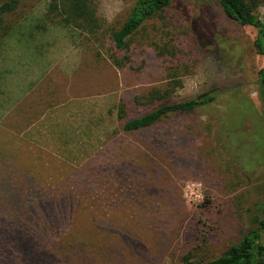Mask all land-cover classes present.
Segmentation results:
<instances>
[{"label":"rangeland","instance_id":"374dc122","mask_svg":"<svg viewBox=\"0 0 264 264\" xmlns=\"http://www.w3.org/2000/svg\"><path fill=\"white\" fill-rule=\"evenodd\" d=\"M51 1L25 0L4 16V61L23 52L33 60L34 51L50 61L79 58L104 97L93 147L19 164L68 207L56 218L50 211L21 221L32 232L38 219L49 222L46 235L34 236L49 243L42 253L33 247L42 255L22 258L27 244L15 252V235L5 233L13 254L21 255L15 258L22 264H182L186 257L196 264L217 257L263 214L264 101L253 28L226 17L216 0H174L143 24L128 50L114 54L120 61L128 56L117 67L109 33L135 0H90L102 23L94 37L49 14ZM258 15L264 22L263 6ZM166 90V102L214 99L166 115L150 130L123 131L121 102L127 120L155 108L161 101L146 98ZM153 140L167 150L153 149ZM16 233L25 237L24 230Z\"/></svg>","mask_w":264,"mask_h":264},{"label":"trees","instance_id":"16d2710c","mask_svg":"<svg viewBox=\"0 0 264 264\" xmlns=\"http://www.w3.org/2000/svg\"><path fill=\"white\" fill-rule=\"evenodd\" d=\"M25 0H0V37L4 35L6 27L4 16L13 13ZM174 0H135L129 13L122 25L113 29L109 33L110 41L113 45L112 59L117 67L122 66V62L127 61L128 56L124 55L120 60L114 54L128 50L133 37L142 28L143 24L155 17L161 16L172 4ZM226 17L238 22L239 24L251 27L254 30L253 47L255 52L261 57V66L257 71L258 95L264 101V22L260 21L259 9L264 7V0H216ZM49 14L59 17V21L67 26H71L81 33H86L92 37L102 29V23L96 16L95 9L91 6L90 0H52L48 8ZM170 96V91L163 94L150 93L146 98L148 104H155L156 107L151 111L134 118L125 120L127 109L121 102L118 120L124 132H141L152 129L160 123L166 115L178 112H187L197 106L208 103L214 99L210 95L203 99L192 98L178 102H166ZM165 101V102H162ZM171 140V138H170ZM108 144L106 145V147ZM153 149L167 150V145L163 142L152 141ZM160 148V149H159ZM140 154H144L140 152ZM29 172L24 171L19 164L11 162L8 158L0 157V264H22L18 261L21 255L13 254V248L27 244L25 254L29 257L42 255L47 251V240L40 242L34 236L47 234L50 230L49 222L38 219L36 230L32 232L25 226V221L34 218H42L45 213L54 212L52 218L66 206L59 205L58 202L47 192L49 187H44ZM59 184L55 185L56 188ZM17 208L19 209L17 211ZM65 208V209H64ZM262 217L255 216L253 223L255 227L249 229L238 241L228 245L217 257L196 264H264V243L262 233L264 231V202L262 204ZM65 214V213H63ZM66 215V214H65ZM28 218V219H27ZM24 221V228H20L21 221ZM39 220L41 223L40 225ZM40 225V226H39ZM28 230V232L26 230ZM24 230V236L16 232ZM13 232L16 237L14 246L6 239L5 233ZM39 249V252H36ZM25 250V249H22ZM16 252V251H15ZM25 256V259H28ZM182 264H191L184 257Z\"/></svg>","mask_w":264,"mask_h":264},{"label":"crops","instance_id":"0c3cea01","mask_svg":"<svg viewBox=\"0 0 264 264\" xmlns=\"http://www.w3.org/2000/svg\"><path fill=\"white\" fill-rule=\"evenodd\" d=\"M1 50L0 157L15 164L48 163L52 161L38 158L65 157L70 150L93 147L99 98L104 97L92 79L93 70H81L79 58L67 61L63 54V59L59 55L50 61L37 57V51L33 60L23 52L7 62Z\"/></svg>","mask_w":264,"mask_h":264}]
</instances>
